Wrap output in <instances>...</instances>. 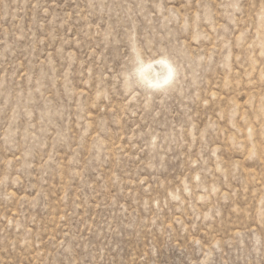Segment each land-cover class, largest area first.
<instances>
[{"label":"rangeland","instance_id":"obj_1","mask_svg":"<svg viewBox=\"0 0 264 264\" xmlns=\"http://www.w3.org/2000/svg\"><path fill=\"white\" fill-rule=\"evenodd\" d=\"M0 264H264V0H0Z\"/></svg>","mask_w":264,"mask_h":264},{"label":"clouds","instance_id":"obj_2","mask_svg":"<svg viewBox=\"0 0 264 264\" xmlns=\"http://www.w3.org/2000/svg\"><path fill=\"white\" fill-rule=\"evenodd\" d=\"M178 74L175 62L166 54L146 57L137 52L121 73V81L128 93L142 90L148 95H166L175 85Z\"/></svg>","mask_w":264,"mask_h":264}]
</instances>
